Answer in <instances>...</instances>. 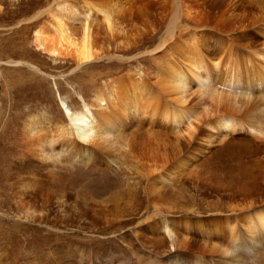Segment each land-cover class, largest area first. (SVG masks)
Returning <instances> with one entry per match:
<instances>
[{
    "label": "bare ground",
    "instance_id": "1",
    "mask_svg": "<svg viewBox=\"0 0 264 264\" xmlns=\"http://www.w3.org/2000/svg\"><path fill=\"white\" fill-rule=\"evenodd\" d=\"M20 1L0 0L8 5ZM135 1L121 0L122 7L118 10L120 12L122 9L123 13L116 14L117 11L104 1L44 0L46 4L52 2L54 7L49 4L44 10L20 21L23 23L19 28L27 23L32 27L37 15L43 12L51 14L49 26L34 30L35 49L41 53L60 55L63 50L70 48L76 69H81L82 65L91 61L108 59L111 55L107 52L101 55L99 52L100 33L103 39L111 43L119 35L121 39L117 43L124 46L123 52H135L132 55L135 64L126 73H119L103 84H97L95 79L90 78L88 82L96 87L93 97L83 98L82 106L75 111L66 101L62 102V119L43 114L40 118L30 117L23 122L18 132L19 146H16L15 158L7 165L9 169H17V180L13 179L15 183L8 185V205H0V264H130L127 258L113 257L110 254L112 242L109 239L104 242L103 238L97 245L88 244L77 251H73L70 246L71 252L69 249L68 259L64 262L65 254L61 248L65 239L68 243L70 239L59 235L65 216L63 206L69 198L77 195L68 193L55 197V189L52 188L53 184H63L57 180V173L63 163L70 166L84 163L93 168L115 164L121 169L127 158L136 159L141 171H144L143 174H137L145 186L141 193L146 202L145 208H151L147 215L149 219L139 224L135 231L124 235L131 242L132 249L137 248L140 254L149 255L134 257L132 264H248L243 260L244 253L251 255L254 264H264L257 250L258 245H264L261 242L264 240V194L258 183L252 182L246 164L231 163L235 161L234 158H264V42L251 40L252 31L264 32V0H151L149 10L145 8L147 11ZM168 6L171 9L168 14L172 12V16L166 34L157 36L156 47L161 49L163 45V50H168L165 57L175 54L177 58L161 63L155 60L156 56L151 52L155 29L148 21L154 16L162 20ZM239 10L244 13L252 11L257 21L244 23L238 16ZM9 12L15 13L16 8L9 9ZM217 15L223 18L229 32H221L219 27L208 31L207 27ZM209 16H213L214 20L210 21ZM216 24L219 26L220 21L216 20ZM50 29L58 37L57 40L53 41L46 35L45 32ZM254 47L258 49L254 50ZM143 52L148 54L143 55ZM236 53L241 55L240 61L244 60V63H235L233 56ZM112 57L120 60L123 54H114ZM180 57L183 59L177 62ZM210 57L216 61L209 66ZM143 61L147 62L146 66ZM7 62L24 64L34 71H41L36 64L34 66L28 61ZM125 63L117 67L119 72L125 70ZM220 64L230 65L226 76L221 79L215 74V71H220L215 69ZM237 68L243 71L237 72ZM1 71L0 66V74ZM2 86L4 97L9 93V84L6 82ZM159 90L169 93V100L165 101V98V103H173L172 110L168 109L170 104L162 107L164 120L172 131L171 137L163 139L161 136L162 141H157L156 135L147 134L152 129L158 106L163 102L164 97L160 96ZM257 91L260 96L252 94ZM257 98H260L259 101L250 106L251 101ZM131 117L136 119V123L148 117L146 121L149 128L136 125V131L133 129L130 136ZM205 126L215 136L208 133L201 139L200 131ZM237 133V137L231 139ZM199 140L204 143L201 146L204 149L215 141L221 146L214 156H205L214 159L209 161L210 165L206 164L203 175L185 173V181L217 193L222 191L220 198L227 199V205L221 200L214 202L206 211L210 212L206 219L198 221L170 218L171 212L203 213L207 208L190 209L176 202V205L170 203L169 206L158 204L164 199H178L180 192L174 183L181 173L165 171L159 173L157 179V169L166 163L169 165V158H179L183 149L188 150L193 147L190 145ZM201 147H195L198 151L195 158L202 153ZM141 180H137L134 185L141 183ZM101 183L105 188L98 185L102 188H96V192L93 186L92 193L99 202L94 204L77 200L80 216H83L79 221L89 220L88 226L94 229H104L115 219L117 222L122 221L124 215H129L138 206L136 201L140 193L135 190L136 186L127 187L117 197L110 196L108 203L103 198H107L113 186L105 181ZM238 199L246 201L247 207L253 205L252 201L263 203L253 206L251 213L239 220L237 216L234 217L235 204H229ZM42 230L46 232L42 233ZM48 232L58 234L50 245L44 239H38L41 236L47 238ZM34 240L41 243L28 244ZM157 242L166 247L162 257L154 253L153 244ZM194 245H197L196 250L187 259L186 255L190 254Z\"/></svg>",
    "mask_w": 264,
    "mask_h": 264
},
{
    "label": "rangeland",
    "instance_id": "2",
    "mask_svg": "<svg viewBox=\"0 0 264 264\" xmlns=\"http://www.w3.org/2000/svg\"><path fill=\"white\" fill-rule=\"evenodd\" d=\"M43 1L44 0H29V1L21 0L19 3H15V5L13 4L8 5L6 2H0V60H1L0 66L2 68V71L0 74V110L2 108L0 112V205H8L9 203L8 201V187L9 186L8 185H10L11 183H15L14 181L17 180L16 179L18 175L17 174L18 171H16L17 169H9L7 165L11 163L15 158L16 149L19 146L18 144L19 140L17 142L18 132L21 131L23 122L28 120L30 117L40 118L43 114L49 117H54L56 119H62L63 111H64L63 106H62L63 110L61 109L62 102L66 101L65 103L68 104L72 108V111H75L77 107L80 108L82 106L83 98L87 99L89 97H93V91L96 89V87L92 85L90 82H88L90 78L95 79V82H97V84L99 83L103 84L109 78L116 77L119 73L120 74L126 73V71L129 68H133L135 64L132 62V57H133L132 55H134L135 52H129L130 54L123 52L124 46H121L120 44L117 43V40L121 39L119 35L118 36L120 38L118 39V36H116L117 38L116 41L114 43H111L103 39L102 34L100 33L99 34L100 44L98 45V47L100 48L99 52L101 53V55L102 53L105 54L106 52L109 55L111 54L112 56H114V54L115 55L123 54V57L120 60L110 55L109 56L110 58L108 57V59L102 58L100 59L101 61L100 60L98 62L91 61L85 65H82L81 69L75 68V61H74L75 58H73L74 54L72 53V50H70V48H68L70 51L66 49L69 51L68 54H66L67 52L66 50L62 49L63 51L60 55H50L46 52L41 53L40 51H37L33 44L34 30L39 29V28L41 29L44 25L49 26V23L52 22L51 14H48L47 12H43L37 15V17L34 19L35 24L32 27H30L29 23L22 25L20 28L19 26L23 23V22H20L21 20H24L30 17L32 13L38 12L40 10H44L43 9L44 7H46L49 4H52V2H47L48 4H46ZM98 1L102 3L105 2V4L108 3L106 5H110L112 10L115 9V11H117L116 14H119L120 12L123 13L122 9L120 10V12L118 10L119 8L122 7L121 0H108V1L98 0ZM136 1L138 2L136 4L140 6V8H143V10L147 11V9L149 10V7H151L152 5V1L154 2L156 0H152V1L151 0H139L140 4L138 0ZM149 2H150V6H149ZM145 3H147L148 5ZM117 5H120V6H118L117 8ZM11 8L12 10L16 8V12L15 13L9 12V9ZM167 8H168L167 14L162 20L157 19L155 16L153 18L148 14L149 18L151 17L150 18L151 20H149L148 18L149 25L152 27V29H155L153 30V33H154L153 41L154 42L152 46L150 47V48H153L154 46L153 49L155 51L152 49L151 52L154 53L153 54L154 57L156 56L157 59L155 58V60L157 62L160 61L161 63H163L164 61L165 62H169L171 60L173 61L177 58L175 54H170L167 56L168 57L167 59V57H165L166 55L164 54H167L168 50L166 49L163 50L164 49L163 45L161 49L156 47L158 43L157 36H160L162 34H163L162 36H164V34H166L165 30L167 29V24L169 22L170 17L172 16L171 15L172 12L168 14L171 10L170 7L168 6ZM199 9L200 7L197 8V10ZM206 10L208 11V8H206ZM115 11H114V14H115ZM206 16L208 17V14ZM238 16L244 23H247L250 21L251 22L257 21V19L253 17L252 11L250 10L245 13L239 10ZM261 17L262 15H260L259 18ZM209 20L210 21L214 20V17L209 16ZM216 20L220 21L219 26H217ZM151 22H152V25H151ZM213 23H211V25L207 27L209 32H211L216 27H219L221 32L222 31L229 32V27L223 22L222 17H219L217 15ZM41 30H43V28ZM45 33L50 39H53V41L57 40L56 38H58L57 36L53 34L51 29L50 31L48 30ZM262 34L261 32L252 31L251 40L255 42H260V43L264 42V38H263L264 32L263 31H262ZM119 47L123 49H119ZM253 49L256 50L258 49V47H254ZM142 54L146 55L148 53L143 52ZM240 56L241 55L239 53H236L235 56H233L235 58L236 64L244 63V60L240 61V58H241ZM127 59L131 61H128ZM182 59L183 58L180 57L179 60H177V62ZM11 60L28 61L30 63H33L34 66L36 64V66H38L41 69V71H34L24 64L15 65L12 62L11 63L7 62ZM120 61H123V62H120ZM215 61L216 60L212 58L210 60L209 66L211 65V63L213 64ZM124 63L126 67L125 70L123 72H119V68L117 67L120 65L123 66ZM143 65L146 66L147 62L143 61ZM220 66L218 65L215 68V69H220V71L218 70L217 73L215 71V74L218 75V78L220 77L221 79L224 76H226L227 72L229 71L230 65L228 66V64H220ZM238 69L239 68H237V72L243 71L241 69L239 70ZM211 74L213 75V72ZM6 82L9 84L8 86L9 93L3 97V86L2 85ZM253 88L258 90L256 87H253ZM161 90H159L158 93L160 94L162 98L164 97L162 99L163 102H161L160 106H158L157 115L154 117V121L151 127L153 130L150 129V131L147 132L148 135L150 134L156 135V136L158 135L159 137L155 136V138L158 139L157 141H162L163 137H164L163 139H166L167 137L172 136L171 128L169 124L164 120V116L162 113V107L163 106L168 107L170 104L169 103L170 101L167 103L164 102L165 98H166L165 101L169 100L168 95H167L169 93L166 92L165 94V92ZM252 94L260 96V93L258 91L252 92ZM259 99L260 98L252 100L250 106L254 105L257 101H259ZM172 105L173 103L170 104L168 109L172 110L173 108ZM147 118L148 117H146V119ZM146 119L141 118L136 123V119H134V117H131L130 122H131L132 127L133 125L134 127L130 128L128 133L131 132V134L129 135L131 136L132 132L134 130L136 131V125H141V126L146 125L149 128L148 122L146 121ZM133 121H134V124H133ZM146 126L144 128L145 130H147ZM166 133H167V136L165 135ZM200 133H201V136H200L201 139L204 138L205 135L208 133H211L215 136V133L208 126L202 127ZM237 135L238 133L234 134L231 137V139H233L234 137L236 138ZM203 144L204 143H201L200 140L197 142H194L192 145H190V147L191 146L193 147L188 148V150L183 149L181 151L179 158H169L168 164L171 166V168L166 163L165 166H160L161 169L160 168L157 169L159 170V172L157 171L158 172L157 179L159 176L158 174L165 173V171H173L176 173H181V176L174 183V185L176 184L175 186L176 189L178 190V192H180L179 193L180 196L182 195L183 196L182 198L184 199L183 200L180 196H178L177 200L179 202L177 200L170 201L169 199H164L162 202L159 201L158 204L169 206L170 203L175 204L176 202L178 205H183L185 207H189L190 209H196V210H203L204 208L207 207L203 211V213L181 214L179 212H171L169 215L170 218H176L179 220L180 219L182 220L183 218H186L187 220L206 219L205 217H207L208 214H210V212H206V211L209 207H212L215 204L214 202L221 200L222 202L225 201L224 204L227 205L226 201L228 200L227 199L224 200L220 198V196L223 194L222 191L217 193L215 191L204 189L203 187H200V186L190 185L185 181V175L187 174H194L195 176L203 175L205 173L206 164L208 163L210 165L211 164L210 162L214 159V158H205V156L207 155L209 157L214 156L217 153V149L219 148V146H221L220 143L215 141L213 142L211 146L205 148L206 149L205 150L203 147H201L203 146ZM157 145H158V142H157ZM159 145H161V143ZM197 146L201 147L200 150L202 151V153L199 154L197 158H195L194 155L198 154V151L195 150V147ZM234 159L235 161H231V163L234 165L236 162H238L239 164L241 163L246 164V167L250 171L251 175L250 174L249 175L251 176L252 182L258 183L259 187L262 189L261 190L262 193L264 194V158H234ZM129 160L131 162H129ZM135 164L136 166H134ZM111 165L112 166L105 165V166H97L93 168V167H90L89 165H84V163H76L73 166L63 163L61 165V170L57 173V180L62 181L63 184L62 186L54 185V184L52 185V188L55 189V197H60L62 194L65 195L68 193L70 194L75 193L77 195L76 197L74 196L72 199L69 198L66 202H64V206H63V212L65 216L62 218L63 224L61 227V231H59V235H62L64 237L66 236L65 238L70 239L69 243H68V240L65 239V243L63 244L61 248V250L63 249L62 250L63 254H65V258L63 260L64 262H66V260L68 259V256H69L68 253L71 252L70 246L72 247L73 251H77L79 247H83V246L85 247L88 244L97 245V243H99L100 241V238L101 239L103 238V240L105 239L104 242H106L107 239H109L112 242L111 247H110L111 248L110 254L113 257L127 258L130 264H132L134 257H139V256L149 257L147 253L142 255L139 252H137L136 250L137 248L132 249L131 242H129L128 239L124 237L126 233L135 231L136 227L139 224H143L149 219L148 218L149 216L147 215L150 213L151 208H145L146 202L144 198H142V195H141L145 186L141 180L142 178L138 179L139 177L138 174H143L144 171H141L142 168L139 166V163L134 158L125 159L123 161V164L121 165V169L117 168L115 164H111ZM122 169L125 171H123ZM131 170H132V173L130 174ZM132 177H135V178H132ZM137 180H141V183L134 185ZM102 181H105L106 183L111 184L113 186L111 191L106 195L107 198L106 197L103 198V199L108 200V203L110 202L111 197H117L119 195L118 193H120L122 190L126 189L127 187L134 188L136 186L135 190H137L140 193L136 201L138 206L135 207V210H133L132 213H130L129 215H124L123 217L124 219L122 221L117 222V219H115L114 222L107 224V227H105L104 229H101L100 227L96 228L102 232V233L101 232L98 233L96 229L88 226V223L90 222L89 220L79 221V218H83V216H80L81 212L78 207L79 205H78L77 200L82 199L87 202H92L94 204L97 203V201L99 202V199L96 198L92 193H93V186L96 192H98L97 190H99V188L100 189L102 187L105 188L104 184L101 183ZM98 185H101L102 187ZM211 196H213V198ZM207 202L209 206L207 205ZM245 202L246 201L244 200L242 201L239 199L233 202H229V204L236 205V206L234 205V207L236 208L234 212V217L237 216L239 220L244 219L246 214L251 213L252 209H254L252 208L253 206L263 203L261 201H257V203L252 201L253 205L248 204L249 206L247 207V202L246 203ZM179 216L180 217L184 216V217L180 218ZM45 232L46 230H42V233H45ZM48 233L49 234H47L48 235L47 238H44L41 236L38 239L39 240L44 239V241L50 245L53 239H55L54 237L57 236L58 234L57 232H53V233L48 232ZM261 242H264V240H261ZM40 243L41 242H38V240L28 242L29 245H38ZM153 246H154V253L157 255V257H162L164 255V251L166 250L165 245L163 243L157 242V244L155 245L153 244ZM196 247L197 245H194L193 247H191L192 251H190V254L186 255L187 259L191 258L192 252L196 250ZM257 250L260 252V255L258 252L257 254L260 256L261 260L264 261V245L262 244L261 246L258 245ZM250 256L244 253L243 260L248 264L249 263L254 264L255 261H253L250 258Z\"/></svg>",
    "mask_w": 264,
    "mask_h": 264
}]
</instances>
